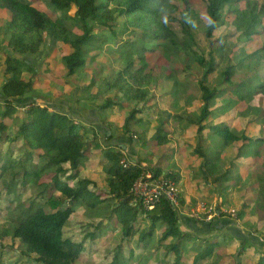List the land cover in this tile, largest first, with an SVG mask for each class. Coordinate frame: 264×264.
Returning a JSON list of instances; mask_svg holds the SVG:
<instances>
[{
	"label": "trees",
	"instance_id": "1",
	"mask_svg": "<svg viewBox=\"0 0 264 264\" xmlns=\"http://www.w3.org/2000/svg\"><path fill=\"white\" fill-rule=\"evenodd\" d=\"M181 1L186 6V13L178 21L175 12L179 8L170 5L168 0H46L55 13H60L56 19L36 8L31 0H0V11L6 14L2 26L8 35L5 44L12 52V55L6 54L0 46V146L10 144L9 150L3 152L0 149V182L4 184L2 196L5 195V207L9 211L7 227L0 231V238L10 236L12 240H18L24 253L33 256L35 263L77 264L82 259L84 243L65 238L64 230L69 226L76 207H83L82 220L88 218L96 222L104 219L106 223H112L116 219L122 241L131 244L136 240L138 251L130 246L124 254V248L119 247L110 264H134L133 261L141 258L142 253L149 249L157 252L164 249L165 258H173L171 264H264V249L261 247L264 241L261 242L257 237L239 239L222 229L218 238L194 236L180 227V216L170 203L162 201L151 211L134 206L132 189L135 182L149 170H154L156 174L163 173L161 168L151 169L150 166H144L146 160H139L129 169L123 168V159H130L123 153L121 145L101 144L98 140L99 133L94 127L89 128L62 111H50L47 106L35 101L23 104L28 106L26 112L19 110L21 106L18 104L27 100L26 98H44L43 93L38 90L46 93L52 90L51 84L45 82V79L53 80L50 53L45 52L54 46H58L61 51V67L65 75L72 77L87 67L90 53L103 49L110 37H124L130 27L142 29L143 37L163 41L170 52L185 54L192 62L205 69L199 83L202 111L200 115L189 116V129L186 130L188 132L193 129L197 134L199 145L195 151L204 160L201 171L205 172L213 164L208 157L210 155H205L201 148V143L204 142L203 132L206 129L220 141V150H226L239 142L237 159H247L250 165L255 164L257 157L262 159L263 170L254 180L257 193L246 198L247 202L238 213V220L249 229L255 228V233H259L264 240V155L260 150L264 145V138L250 136L244 131L239 132L225 123L214 124L209 121L210 118H220L228 110H236L242 117H248L254 112L260 113L259 119L264 115L260 108L251 105L250 94L253 87L245 83L235 84L233 81L236 66L227 65L220 70L221 61H217V57L222 60L230 45L229 36H223L220 40L222 45L210 51L209 60L204 53L194 51L188 16L196 19L199 17L191 7V0ZM241 1L211 0L207 7L209 20L206 37L209 40L225 24L224 13L227 7L236 15L235 26L239 32V41L252 40L259 33L257 24H263L264 7L259 13L256 8L241 10L237 8ZM112 2L114 7H111ZM72 10H75L74 15L71 14ZM120 16L125 18L126 29L115 32L114 28ZM68 21L73 24V28L66 23ZM176 21L184 34L183 42L179 41L174 27L173 23ZM77 28L80 29L79 32H76ZM106 30L110 31V36L101 34ZM46 37L54 46L47 44ZM125 41L123 40L122 47L126 51L128 66L113 82L105 80L108 82L107 86L116 89V94L108 97L104 103L95 105L103 126H107L109 110L118 112L127 107L129 114L121 129L125 137L131 138L135 135L132 127L142 126L146 122L138 117L144 111V107L140 108L139 104L150 101L148 87L151 85V77L146 76V79L143 75L147 65L145 53L149 52V48L139 43L141 37L138 40ZM137 42L138 50L133 52L135 48L131 49V46ZM15 54L22 58L16 59ZM41 55L47 56L46 72L42 73L31 68L27 62L28 56ZM259 58L258 51L247 53L242 50L238 68L245 66L249 60ZM135 59L143 63L139 70L133 69ZM25 70L30 73L29 77L24 76ZM218 72L229 87L219 89L209 84L208 77ZM124 75H129V78H124ZM39 84L40 87L36 88ZM63 84L73 87L70 82L64 81ZM95 86L96 80L93 77L84 91L87 92L88 88ZM259 89L264 94V78ZM99 91H96L97 94ZM120 96L127 101L124 102ZM218 102L222 105L214 110ZM241 102H245L247 108L238 112L237 106ZM130 103L134 105L131 106ZM166 115L168 118L183 119L181 114ZM259 119L254 122L258 123ZM168 120H161L156 134L152 137V141L159 147L170 143V133L165 129ZM92 133L95 138L90 140L89 135ZM114 138L113 135L106 136L108 142ZM93 141L97 142L93 144ZM20 147H24V151L20 152ZM97 154L98 158L93 159V155ZM233 165L236 167L234 163ZM93 166L102 167L106 175V191L101 190L98 184L86 176L85 172ZM216 166L215 163V170ZM231 174L233 172L230 169L217 174L215 185L219 188L225 187L221 184L231 179ZM170 176L177 184L180 183V174L171 173ZM30 185L39 189L41 197L48 193L47 199L38 202L33 200L28 206L22 201L13 200L11 195L17 188L26 189ZM210 195L211 193L208 200L213 198ZM3 202L4 199L0 200V204ZM181 205L185 206L182 194ZM218 206L221 207L222 204ZM103 222L100 221L95 227L98 228ZM198 223L208 228L209 232L222 224L217 220L212 223Z\"/></svg>",
	"mask_w": 264,
	"mask_h": 264
},
{
	"label": "rangeland",
	"instance_id": "2",
	"mask_svg": "<svg viewBox=\"0 0 264 264\" xmlns=\"http://www.w3.org/2000/svg\"><path fill=\"white\" fill-rule=\"evenodd\" d=\"M36 6V8L45 11L54 19L59 18L60 13H55L47 4L46 0H31ZM170 5L179 8L178 12H175V18L180 21V18L184 15L186 11V6L181 0H168ZM211 0H191V7L195 10L199 19L193 16H188V23L192 32V41L194 45V51L198 53H204V55L209 60L210 51L222 45L220 41L223 36L228 37V47L225 50L224 56L221 58L217 57V61H221L220 70H222L227 65L236 66L235 74L233 75V81L235 84L245 83L253 87V92L250 94L251 105L255 108H260V111L264 115V94L261 93L259 86L262 84L264 78V18L263 24H257L258 34H256L252 40L243 42L239 41L237 38L239 32L235 26L236 15L229 9L226 8L224 13L225 24L223 27L218 29L213 37L209 40L206 37V30L208 24L207 7ZM250 2V3H249ZM111 7H114V2L111 3ZM264 7V0H242L238 7L241 10H253L256 8V12ZM75 10H72L71 14L74 15ZM263 12V10L261 11ZM186 13V12H185ZM6 14L0 11V46L6 54H12L10 50L6 48L5 42L8 40V35L3 31L4 18ZM8 16V15H7ZM174 22V27L178 33L179 41L183 42L184 34L181 30L180 24ZM73 28V24L70 21L66 22ZM126 21L124 17H119L115 26V32H120L125 30ZM80 29H76L79 32ZM100 31H98L99 33ZM103 35H109L110 31L106 30L101 32ZM234 34V35H230ZM141 37L142 45L149 48V52L145 53L146 67L143 70V75L151 77V85L148 87L149 92V103L139 104V107H144V113L140 114L145 120V124L135 125L132 127L133 134L131 141L134 139L138 141V146L144 150L146 154L148 163L150 167L157 168L161 167L168 171L167 173H178L180 174L181 181L179 184V190L181 194L189 196L191 198L190 205L184 199L185 206L180 205L179 210L181 216L183 214H194L198 212V206L200 202L222 204L228 210L236 211V218L230 217L234 221H238V213L242 209V205L247 202L246 198L250 195H255L257 193L256 186L254 185L255 177L260 173L262 168V159L258 157L255 159V164L250 165V161L244 158L237 159V150L240 147V143L237 142L233 147L227 148L226 150H220V141L210 134V130L206 129L203 132L204 142L201 144L202 151L208 156L213 164L207 168L205 172L201 171L202 164L204 160H201L197 152L196 147L199 145L197 139V134L193 129L186 131L189 126V116L191 114L200 115L202 111V100L201 91L199 87L200 81L203 79L205 74V69L196 62H192L191 59L182 53L170 52L167 45L163 41L153 40L150 37H143L142 29H136L134 27L129 28V32L124 37L114 38L110 37L108 42L104 45L103 49L96 50L90 53L88 58L87 67L79 74L69 77L65 75V71L62 69V54L58 46L52 45L48 37H46L47 44L54 46L47 53L49 54L50 64H52V76L53 80L49 81L45 79V82H49L55 90H58V94L52 91L49 95L46 93V99L52 100H67L72 99V105L74 106L75 101L83 106L87 101L85 98L89 95V98L93 100L102 99L104 102L106 98L113 97L116 94V89H112L107 86V81L113 82L119 74L128 66V59L126 58V51L122 47L123 40H138ZM126 42V41H125ZM138 42L131 46V49L135 48L133 52L137 51L136 47ZM232 45V46H231ZM125 46V45H124ZM245 50L247 53L259 52L260 58L249 60L243 67H239V60L241 56V51ZM20 58V57H18ZM47 56H28L29 63L34 64V68H40L41 72H46L45 67ZM135 66L133 69L139 70L142 67V62L135 59ZM31 63V64H32ZM190 65V66H188ZM27 73V71H26ZM92 77L91 79L86 78V76ZM124 78H129V75H124ZM96 80L95 87L88 88L87 92L84 91L83 84L89 85L91 80ZM154 78V80H153ZM107 79V81H105ZM69 80V81H68ZM70 82L73 87H66L63 82ZM148 81H150L148 79ZM209 84L212 87H217L219 89L229 87L224 83L221 74L212 73L208 77ZM107 82V83H106ZM231 88V87H230ZM101 89V90H100ZM100 90L97 94L94 91ZM101 97H97L100 96ZM121 99L126 102L127 100L120 96ZM81 98L84 101H80ZM118 100V99H117ZM47 101V100H46ZM119 101V100H118ZM61 102V101H60ZM69 102V101H68ZM66 102V103H68ZM29 103V102H28ZM27 103V104H28ZM97 104L96 102L92 103ZM131 106L134 103H130ZM221 102H218L213 108L220 107ZM2 106H0L1 110ZM247 104L241 102L237 106L238 112L245 111ZM168 114H181L178 118H168ZM236 110H228L220 118H210V122L215 123H225L230 128L237 130L239 132H246L250 136H259L264 138V116L259 119L260 113L254 112L248 117H242L236 113ZM165 113V114H164ZM129 114V109L123 108V110H118V112H113L109 110L106 121H108L106 128L110 129L112 132L118 134L121 131L124 120ZM138 115V117L140 116ZM215 117V116H214ZM168 122L165 126L169 134V139L171 140L169 145L159 147L152 137L156 134L158 125L161 120ZM259 119L258 123L254 121ZM254 122V123H252ZM155 124V127H153ZM196 128V127H195ZM137 132V133H136ZM2 136V135H1ZM90 140L95 138L94 133L89 135ZM116 137H119L116 135ZM98 138H96L97 140ZM97 141L91 143L95 144ZM149 146V147H148ZM200 147V146H199ZM10 144H3L0 149L5 152L9 150ZM149 148V149H148ZM261 152L264 155V145L261 147ZM19 151H24V147H20ZM221 151V153H218ZM94 152H96L94 150ZM98 155H93V159H97ZM215 159L217 161L215 162ZM142 160V159H141ZM216 163V170H215ZM233 163L236 165L234 167ZM231 170L233 174L230 175L229 180L224 182L225 187H218L215 185V176L217 174H222L226 170ZM101 167H91L89 171H86V176L93 179L96 184H98L101 190H107V186L104 184V179L106 175L100 173ZM105 176V177H104ZM208 184V185H207ZM227 187V189H226ZM212 188V189H211ZM182 190V191H181ZM190 192L192 195H190ZM219 192V193H218ZM4 193V184L0 182V196ZM39 189L30 185L26 189L17 188L11 197L16 202H23L25 205H30L33 200L44 201L49 196L48 193L39 196ZM209 193L213 196L211 200H208ZM219 194V195H218ZM4 199V202L0 204V231H4L3 228L7 227V215L9 214L8 208L5 202V195L0 197V200ZM221 199L223 200L220 203ZM5 208V209H4ZM84 213L83 207H76L75 213L71 216L70 224L64 230V237L72 239L77 242L84 243V253L82 259L77 264H110L117 249L119 247L124 248V254H126L127 249L131 246L135 251L136 240L128 244L122 241L120 230L118 229V222L115 219L112 223H106L104 219H99V221H92L90 219L82 220V215ZM253 215V213H252ZM104 221L102 225L98 228L95 226ZM258 221L259 218H258ZM238 224V223H237ZM241 224V223H240ZM242 225V224H241ZM218 231L215 230V233ZM258 239L264 241L262 236L257 233ZM252 237H256L251 234ZM264 244V242H262ZM264 249V245L261 246ZM139 253V252H138ZM165 250L154 251V249H149L142 253V257L135 259L134 264H171L172 257L165 258ZM220 254V253H219ZM223 255V254H220ZM141 261V263H140ZM0 264H37L35 263L33 256H27L24 253L21 243L18 240H12L10 236H5L0 238ZM186 264V263H185Z\"/></svg>",
	"mask_w": 264,
	"mask_h": 264
},
{
	"label": "crops",
	"instance_id": "3",
	"mask_svg": "<svg viewBox=\"0 0 264 264\" xmlns=\"http://www.w3.org/2000/svg\"><path fill=\"white\" fill-rule=\"evenodd\" d=\"M10 55H12V54H10ZM0 56H1V54H0ZM14 56L17 57L16 59H19L18 57L22 58V56L17 55V54H15ZM27 62H28L29 66L31 68H34V64L33 63L31 64V63H29V61H27ZM35 70H37L39 72L40 71V68L35 69ZM26 71L27 70H25V72H24V76L25 77H29L30 76V73L28 71L26 73ZM86 78L91 79L92 77H89V75H87ZM96 84L98 85V83H96ZM98 86L100 87L101 85H98ZM39 87H40V84L37 85L36 88H39ZM85 87H87V85L83 84V88H85ZM101 87H102V90H103V86H101ZM52 89H53V92L55 94H58V90H55L54 87H52ZM38 91H40V92L43 93V95H44L43 97L44 98H40L38 96H34V99H32L33 97L26 98L27 100L20 101V103L18 105H20L21 107H23L24 106L23 104H26L28 102L31 103V102L35 101L36 103H38V104H40L42 106H47L50 111H54V110L62 111L64 113L70 115L75 120H77L79 122H82L83 124H85L89 128L90 127H94L95 131L97 133H99V135H98L99 136L98 137L99 139L98 140H99V142L101 144L102 143L103 144H107V143H117V144H119V145H121L123 147V153L125 154V156L129 157V159H132V160H135V161H139L141 159L142 160H146L143 163V165L144 166H149L147 156H146V154H144V150L140 147V144L138 146V144H137L138 141H136L134 139L131 141L129 139L130 137L129 138L128 137H125L123 135V133H122V129H121V131H118L117 132L118 134H116V133L112 132L110 129H108L105 126H103V124L101 122V117L99 115V111L96 108V105L95 104H94V107L95 108H92V106H93L92 103L93 102H96L97 104H102V103H104L106 101L107 98L105 99L104 102L102 101V99L93 100V98H89V95H90L89 94V95L86 96L85 99L87 101H90V102H85V104L83 106H81L82 104H78L77 101H75L74 106H73L72 105L73 103L71 102L72 99H70V98H68L67 100H65V99H63V100L46 99L47 100L46 101L45 100L46 92H43L42 90H38ZM51 91L52 90H50L47 93V95H49ZM94 93H96V91H94ZM97 97H101V95L100 96H97ZM79 99H80V101H84L81 98H79ZM66 102H68V103H66ZM21 107H19V110L21 112H26V111L21 110L22 109ZM143 113H144V111H143ZM139 118H143V116L140 115ZM107 124H109V123H107ZM153 125H154L153 127H155V124H153ZM111 135H113L115 138L111 142H108L107 139H106V136H111ZM116 135H118L119 137H116ZM159 168H161V167H159ZM151 169H155V168L151 167ZM161 169L163 170V173H167L168 172V171H166L163 168H161ZM87 171H89V170H87ZM100 173H103L102 167H101ZM94 183L96 184L95 181H94ZM92 187L93 186H91V188ZM190 195H192L191 192H190ZM182 196L184 197L183 194H182ZM184 198H185V200L187 202V205H190L191 198L189 196H185ZM220 202H223V200L221 199ZM179 216H180V222H179L180 227L183 230L187 231L188 233H190V234H192L194 236L206 237V238H218L220 236V234H221L220 233V230L222 229L224 231H227V232L231 233L235 237H238L239 239H241L243 237L246 238L247 236H248V238H252L251 237V234H253L254 236L258 237L256 235L257 233H255V228L249 229V228H247L246 225H243L240 222L242 224L241 225L238 221H234L230 217H225L224 219H221L220 221H218V223H222V224H219L218 225L217 229H215L218 232L215 233V230H212L211 232H209L208 231L209 230L208 228H205V227H203V225H201V224L198 223V222L201 223L202 221L196 220V219L192 218V216L190 214H183V217L180 214ZM192 219H194L196 221H194ZM259 223L262 224L263 222L260 220ZM213 236H216V237H213ZM255 242H257V241L255 240ZM257 243L260 244V242H257Z\"/></svg>",
	"mask_w": 264,
	"mask_h": 264
},
{
	"label": "built area",
	"instance_id": "4",
	"mask_svg": "<svg viewBox=\"0 0 264 264\" xmlns=\"http://www.w3.org/2000/svg\"><path fill=\"white\" fill-rule=\"evenodd\" d=\"M23 111L28 109V106L21 107ZM138 161L123 159L121 162L123 168L129 169L135 166ZM133 205L139 206L145 210L151 211L162 202L170 203L180 213L181 192L177 183L171 178L169 173L156 174L154 170L146 171L135 182L132 189ZM229 214L236 218L235 210H228L225 206L219 207L218 204L200 202L198 212L191 214L192 218L207 223L220 221ZM180 215V214H179Z\"/></svg>",
	"mask_w": 264,
	"mask_h": 264
}]
</instances>
